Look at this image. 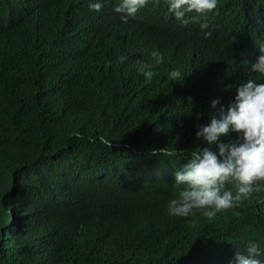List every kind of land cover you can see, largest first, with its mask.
Listing matches in <instances>:
<instances>
[{
    "label": "trees",
    "instance_id": "obj_1",
    "mask_svg": "<svg viewBox=\"0 0 264 264\" xmlns=\"http://www.w3.org/2000/svg\"><path fill=\"white\" fill-rule=\"evenodd\" d=\"M114 2L0 0V264H235L248 241L264 246V190L211 221L170 216L167 201L184 154L208 146L195 132L211 100L227 107L249 75L243 5L212 11L209 39L196 25L162 41ZM127 38L164 52L150 81L109 50Z\"/></svg>",
    "mask_w": 264,
    "mask_h": 264
},
{
    "label": "clouds",
    "instance_id": "obj_2",
    "mask_svg": "<svg viewBox=\"0 0 264 264\" xmlns=\"http://www.w3.org/2000/svg\"><path fill=\"white\" fill-rule=\"evenodd\" d=\"M106 2L89 0L88 7L100 12ZM238 4L243 5L246 14L244 18L239 16L233 20V25L244 34L243 46L253 54L245 72L249 75L243 76L239 83L232 82L233 100L227 107L219 98L211 100L210 106L216 111L195 132L208 146L185 153L186 162L175 170L173 185L176 191L167 201L170 216L189 217L199 211L211 221L218 212L234 209L253 193L264 190V82L255 78L264 77V0H115L112 4L121 22H137L162 41L183 40L196 25L200 35L209 39L212 36L208 25L211 12L236 10ZM243 22L245 24L241 25ZM127 40L129 50H122L120 45L113 43L108 48L119 60H125L135 74L150 81L155 67L165 62L164 52L153 48L148 54L142 43ZM107 60L109 65L115 62L113 56H107ZM232 65L228 62L225 66L231 68ZM184 77L179 68L168 72L170 81L180 82ZM187 99L192 100L191 97ZM229 132L236 133V138L224 141L222 137ZM99 139L112 146L106 137ZM167 154L177 153L174 150ZM231 182L237 184L235 192L226 190ZM234 261L235 264H264V246L257 240H250L244 251L235 252Z\"/></svg>",
    "mask_w": 264,
    "mask_h": 264
}]
</instances>
